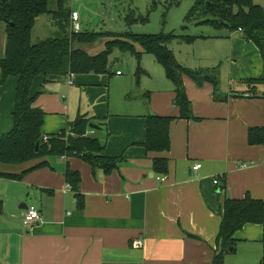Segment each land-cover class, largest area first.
Here are the masks:
<instances>
[{
	"label": "crops",
	"instance_id": "obj_1",
	"mask_svg": "<svg viewBox=\"0 0 264 264\" xmlns=\"http://www.w3.org/2000/svg\"><path fill=\"white\" fill-rule=\"evenodd\" d=\"M219 32L193 43L211 42V55L183 60L191 70H210L217 84L199 86L184 77L194 119L171 124L167 153H147L142 146L149 116L179 117L175 86L150 55L142 54L140 86L113 69L111 75H77L72 86L62 78L34 81L44 137L88 115L101 130L87 135L105 145L106 157L124 160L105 174L79 157L50 158V167L21 180L0 177V264H213L224 201L248 195L264 201V146L248 142L250 129L264 127V86L247 82L263 75V61L241 32ZM94 47L82 46L91 56L104 50ZM5 48L0 24V57ZM17 83L11 78L0 85V139L14 128ZM156 158L169 161L168 175L154 172ZM38 163L0 164V174L21 175ZM68 168L81 175L83 207L66 192ZM28 202L41 219L27 229L21 207ZM235 239L236 251L224 264L239 251L236 264H260L264 227L247 225Z\"/></svg>",
	"mask_w": 264,
	"mask_h": 264
},
{
	"label": "trees",
	"instance_id": "obj_2",
	"mask_svg": "<svg viewBox=\"0 0 264 264\" xmlns=\"http://www.w3.org/2000/svg\"><path fill=\"white\" fill-rule=\"evenodd\" d=\"M177 5L182 0H166ZM184 26L189 23L198 26H210L217 31L227 33L241 32L243 38L253 43L260 51L263 61V75L259 79L247 81L253 86H264V0H193ZM68 0H0V23L5 27L6 48L0 57V85L9 79L16 78L15 108L13 112L14 128L0 139V164L20 166L39 161L21 175H3L0 177L21 180L24 174L50 167V158L79 157L93 170H102L110 174L119 168L124 160L108 158L104 155L105 145L97 138L87 135L93 119L81 115L70 122L67 129L59 135L44 141L42 127L45 113L35 107L41 92L32 95L34 81L50 76L66 79L69 74L77 75H111L109 59L115 50L133 56L137 61V81L142 75V54L152 56L164 69L169 81L176 90V105L179 117L149 116L146 125V141L142 144L147 153L162 154L171 149L170 128L177 120L194 119L191 102L185 91L184 77H190L197 85L210 82L217 84L216 75L210 70H191L179 64L171 51L174 42L193 44L203 36L176 35L173 33L134 34L127 31L123 34L97 33L85 30L75 34L70 29L72 10L67 6ZM52 5V6H51ZM153 9V7H152ZM50 17L57 27L54 37L37 44L32 43L34 27L42 17ZM130 28L134 23L145 21L138 19L135 13L127 18ZM108 38L103 44L104 50L97 55H89L82 46H91L100 39ZM138 45L141 52L136 49ZM250 145L264 146V127L249 131ZM39 150L36 151L37 144ZM153 170L158 175H168L169 161L166 158L153 160ZM66 182L72 187L81 207L84 198L80 194L81 175L69 168L66 171ZM247 225L264 227V201L251 198L249 195L241 200L226 199L223 204L221 226L217 238L218 253L213 264H224L225 256L236 251L235 235ZM260 264H264L263 255Z\"/></svg>",
	"mask_w": 264,
	"mask_h": 264
},
{
	"label": "rangeland",
	"instance_id": "obj_3",
	"mask_svg": "<svg viewBox=\"0 0 264 264\" xmlns=\"http://www.w3.org/2000/svg\"><path fill=\"white\" fill-rule=\"evenodd\" d=\"M171 4L166 0H68L67 6L72 11L75 10L79 13L82 32L90 30L104 34H123L130 31L134 34L145 35L164 32L166 34L173 33L187 36H213L211 33H221L210 26H198L195 23H189L187 30L183 31L182 27L191 8L194 6V1L182 0L177 5ZM131 13H135L137 19L141 17L145 21L134 23L128 28L126 18ZM50 19V17L44 16L37 21L32 33L33 44L54 37L57 27ZM0 24L3 25L2 23ZM106 40L108 38L100 39L94 44L93 50L100 47L102 51L104 49L102 44ZM210 43L198 42L194 45L187 44L188 46L184 45L178 48L174 42L170 45V48L177 62L182 64L183 60H189L192 56L194 57V53L196 57L199 53L211 55L213 53L211 50L213 49ZM148 59L156 63L152 56ZM109 63L111 70L113 69L114 72L120 71L126 80L136 83L137 61L133 56L115 50L109 59ZM141 67H143V63ZM113 78L116 77L114 76ZM139 80L137 84L140 86ZM67 84L69 85L68 82ZM240 255L241 251L236 255H230L227 264H230V259L234 260V263L231 264H236L235 261Z\"/></svg>",
	"mask_w": 264,
	"mask_h": 264
},
{
	"label": "built area",
	"instance_id": "obj_4",
	"mask_svg": "<svg viewBox=\"0 0 264 264\" xmlns=\"http://www.w3.org/2000/svg\"><path fill=\"white\" fill-rule=\"evenodd\" d=\"M70 29L75 34L82 32V27L80 24V16H79V13L76 11H73L71 15ZM118 75H121V72H118ZM74 78L75 76L73 74L68 75V77L66 78V81L69 83V85L72 86L74 84ZM48 140H49V137L47 136L44 137L45 142H47ZM199 168H200V165H197L196 167H194V170H198ZM220 180H221L220 177L219 179H215L214 185L218 186ZM66 192H72V187L68 184L66 187ZM40 219H41L40 212L34 206H29V208L23 212L22 222H23L24 227L27 229L33 227L36 223L40 221ZM135 246L137 248H140L143 246V242L139 241L138 243L135 244Z\"/></svg>",
	"mask_w": 264,
	"mask_h": 264
},
{
	"label": "water",
	"instance_id": "obj_5",
	"mask_svg": "<svg viewBox=\"0 0 264 264\" xmlns=\"http://www.w3.org/2000/svg\"><path fill=\"white\" fill-rule=\"evenodd\" d=\"M59 78L60 77H58V76H50L49 79L50 80H59ZM89 129L94 130V131L101 130V128L97 124H93V123H91L89 125ZM39 146H40V143L37 144L36 151L39 150ZM21 208L27 210L29 208V202L28 203H24Z\"/></svg>",
	"mask_w": 264,
	"mask_h": 264
}]
</instances>
